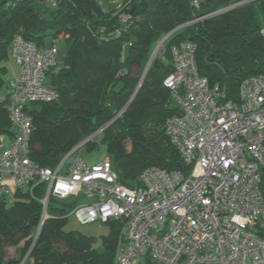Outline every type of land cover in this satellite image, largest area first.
Listing matches in <instances>:
<instances>
[{
	"label": "trees",
	"instance_id": "16d2710c",
	"mask_svg": "<svg viewBox=\"0 0 264 264\" xmlns=\"http://www.w3.org/2000/svg\"><path fill=\"white\" fill-rule=\"evenodd\" d=\"M47 1L0 0V96L10 93L5 63L17 35L39 47L57 45L54 41L63 35L64 61L48 71L58 97L28 108L33 120L30 157L40 167H55L69 150L105 127L99 139L80 148L106 145V157L123 183L139 185L141 173L151 165L187 173L190 167L165 131L166 118L181 112L164 83L173 71L172 46L194 42L200 74L236 102L242 80L264 73V0L227 10L243 0H200L199 6L192 0H132L136 6L128 10L127 22L98 0H57L50 10ZM165 36L164 50L140 84ZM15 133L6 100L0 99V137ZM46 191L42 182L17 185L10 195L0 193V264H113L120 223L107 221L111 234L99 253L95 237L64 228L75 203L51 195L43 220ZM9 248L14 255L9 256Z\"/></svg>",
	"mask_w": 264,
	"mask_h": 264
},
{
	"label": "built area",
	"instance_id": "2783aa9c",
	"mask_svg": "<svg viewBox=\"0 0 264 264\" xmlns=\"http://www.w3.org/2000/svg\"><path fill=\"white\" fill-rule=\"evenodd\" d=\"M49 1L57 6V0ZM110 1L118 3L113 10L127 22L128 10L136 4ZM192 2L200 5V0ZM166 38L158 42L155 55L164 50ZM171 53L173 71L164 83L181 112L166 118L165 131L190 170L151 165L141 173L139 185L129 186L109 157L90 164L79 154V145L55 167L33 162L28 108L57 99L48 71L58 66L59 48L39 47L17 35L10 54L19 71L9 95L0 96L16 131L7 142L0 137V193L11 194L3 173L16 185L46 183L43 220L51 195L67 199L79 190L94 194L95 200L75 204L71 214L83 223H120L113 264H136L147 254L165 264H264V73L242 80L236 102L200 74L194 42L182 41ZM104 128L89 140L99 139Z\"/></svg>",
	"mask_w": 264,
	"mask_h": 264
},
{
	"label": "rangeland",
	"instance_id": "374dc122",
	"mask_svg": "<svg viewBox=\"0 0 264 264\" xmlns=\"http://www.w3.org/2000/svg\"><path fill=\"white\" fill-rule=\"evenodd\" d=\"M98 1H99L100 5L105 10H113L114 8H117V6H118V3H113L110 0H98ZM243 1H247V0H243ZM243 1H241V2H243ZM118 2L120 3L121 1H118ZM46 3H47L46 8L48 10L53 9V6H51L50 1H47ZM43 10H44V8L41 7L40 11H42V13L45 14V12ZM115 11H118V10H114V12ZM207 15H209V14H205L202 16L205 18V16L207 17ZM191 22H193V21H191ZM61 39H63V35L59 36V38L54 41L56 43L58 42V44H57L58 48L61 47L60 52L58 54V60H59L58 64L63 63L65 55H66V49L64 47V44L62 41H59ZM49 42H50V39L47 40V43H49ZM156 47H157V44H156V46L153 50V53L151 55V56H153L152 60L156 57V55H155ZM159 54L160 53H158L157 55H159ZM152 60H151V62H152ZM5 64L7 65V68H8V71L5 75V77H6V79L9 80L10 83H12L16 79V76H17L18 71H19V66L17 64L16 59L12 55L9 56V58L6 60ZM143 73L141 74V78H142ZM89 139H91V138L88 136L87 138L83 139L78 145L83 144L87 141H94V140H89ZM78 145H76L75 147H77ZM79 152L88 163H94L97 161H101L108 155L106 145H103V144H101L99 147H97L91 151H89L87 149V147H82V148H80ZM4 175H5L6 184L8 185V187H10L12 190H14L17 186L16 183L10 179V175L8 173H4ZM93 200H95L94 194H84L83 191L79 190L76 193H74L72 196L67 198L66 202H72L75 204H77V203L78 204H86V203H90ZM64 228L66 231L76 230V231H79L83 234L95 237L96 239L94 241V247L99 253H103L105 251V239L111 234L112 226L109 222H102L100 220L94 221V222L83 223L78 219V217L76 215L71 214L69 216L68 222L66 223ZM60 247L65 248L64 245H61ZM12 255H14L13 249L9 248V256H12ZM136 264H165V263L158 262L155 259H152V257L147 254V255L139 256Z\"/></svg>",
	"mask_w": 264,
	"mask_h": 264
},
{
	"label": "water",
	"instance_id": "95a60500",
	"mask_svg": "<svg viewBox=\"0 0 264 264\" xmlns=\"http://www.w3.org/2000/svg\"><path fill=\"white\" fill-rule=\"evenodd\" d=\"M132 12H133V11H132ZM166 37H167V36H166ZM152 57H153V56H151L150 61H149L148 65H147V67H146V69H145V71H144V73H143V77H142V79H141V81H140V84H141V82H142V80H143V78H144V76H145V73L147 72V70H148V68H149V65L151 64ZM140 84H139V85H140ZM119 114H120V113H118V114L112 119V122L118 117ZM80 146H82V144L78 146L77 150L80 148Z\"/></svg>",
	"mask_w": 264,
	"mask_h": 264
},
{
	"label": "crops",
	"instance_id": "0c3cea01",
	"mask_svg": "<svg viewBox=\"0 0 264 264\" xmlns=\"http://www.w3.org/2000/svg\"><path fill=\"white\" fill-rule=\"evenodd\" d=\"M3 137H4V140H5V142H7V140L9 139L7 136H4L3 135ZM99 162V161H98ZM94 163H97V162H94ZM2 176V178H3V183H5L6 184V181H5V175H4V173L1 175ZM11 179V178H10ZM12 180V179H11ZM14 182V181H13ZM7 185V184H6ZM10 188V187H9ZM10 190H11V192L13 191L11 188H10Z\"/></svg>",
	"mask_w": 264,
	"mask_h": 264
},
{
	"label": "bare ground",
	"instance_id": "6f19581e",
	"mask_svg": "<svg viewBox=\"0 0 264 264\" xmlns=\"http://www.w3.org/2000/svg\"><path fill=\"white\" fill-rule=\"evenodd\" d=\"M111 122H112V119L107 123V125L111 124Z\"/></svg>",
	"mask_w": 264,
	"mask_h": 264
}]
</instances>
